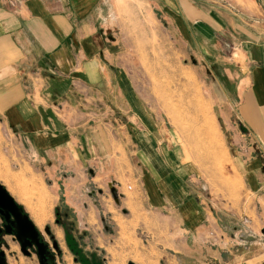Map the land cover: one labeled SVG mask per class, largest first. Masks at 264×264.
<instances>
[{
	"label": "crops",
	"instance_id": "crops-1",
	"mask_svg": "<svg viewBox=\"0 0 264 264\" xmlns=\"http://www.w3.org/2000/svg\"><path fill=\"white\" fill-rule=\"evenodd\" d=\"M147 1L211 66L209 91L228 155L245 190L264 195V0ZM110 15L107 0H0V126L10 142L0 143V154L11 172L17 164L49 181L53 194L62 186L69 204L84 190L76 175L113 146L123 156L113 178L119 201L123 183H132L145 207L168 208L190 229L199 227L187 202V164L165 143L160 119L121 78L113 96L120 106L108 108V68L120 55ZM4 145L14 146V155ZM29 169L19 174L22 186L34 178ZM35 195V221L23 207L29 218L56 224L46 200L52 205L54 196L45 189Z\"/></svg>",
	"mask_w": 264,
	"mask_h": 264
},
{
	"label": "rangeland",
	"instance_id": "rangeland-1",
	"mask_svg": "<svg viewBox=\"0 0 264 264\" xmlns=\"http://www.w3.org/2000/svg\"><path fill=\"white\" fill-rule=\"evenodd\" d=\"M151 6L147 0H107L110 34L118 39L120 53L108 68L107 105L109 109L120 106L113 96L121 78L125 88L132 89L141 104L160 119L161 131L168 139L165 143L187 164V202L192 203V212H197L200 226L190 229L168 208L145 207L132 183H123L120 191L124 195L116 205L108 186L117 190L113 178L121 171L123 156L113 146L107 157L91 160L76 175L84 190L80 197L72 195L78 200L72 197L69 204L59 195L62 186L53 194L50 182L40 180L35 171L13 164L11 168L19 171L11 172L1 154L4 170L0 167V183L31 217L30 211L37 208L31 196L39 189L52 194V205L48 197L47 206L58 213L68 236L83 250L94 251L105 264H264V195L245 190L228 155L216 123L215 99L210 96L211 66L205 65L189 42L184 45L179 35L165 28L160 13L156 10L154 17ZM235 53L234 59L239 60ZM4 141L10 144L0 126V143ZM5 148L14 155V146ZM24 169L34 178L25 175L22 186L19 174ZM25 188H29L27 194ZM48 222L45 226L60 247L57 264H76L60 225ZM43 226L37 225L50 243ZM14 250L18 260L9 257L10 264H36Z\"/></svg>",
	"mask_w": 264,
	"mask_h": 264
},
{
	"label": "flooded vegetation",
	"instance_id": "flooded-vegetation-1",
	"mask_svg": "<svg viewBox=\"0 0 264 264\" xmlns=\"http://www.w3.org/2000/svg\"><path fill=\"white\" fill-rule=\"evenodd\" d=\"M7 192V191H6ZM12 198V197H11ZM13 199V198H12ZM14 200V199H13ZM15 204L18 208L22 209V215H26L28 220L34 226L35 231L38 233L37 236L30 234L32 238L27 239L26 235L27 229L25 226L19 223L17 216L8 217L6 215L0 214V252L3 254L2 258L4 259L5 264H10L8 258L12 257L15 261L18 260V256L14 247L23 255L27 260H32L36 264H57V258L60 255L59 244L55 241V237L52 235L50 229L45 226L43 227L44 233L50 239V243L47 242L41 230L37 227V224H34L29 218L28 214L25 212L24 208L19 205L15 200ZM56 224L60 225L64 233V241L73 255V261L76 264H105L103 259L94 251H85L80 245L73 239L68 236V232L64 224H60L58 213H56ZM16 219V220H15ZM34 221V220H33ZM18 228L19 237L15 234V229Z\"/></svg>",
	"mask_w": 264,
	"mask_h": 264
},
{
	"label": "water",
	"instance_id": "water-1",
	"mask_svg": "<svg viewBox=\"0 0 264 264\" xmlns=\"http://www.w3.org/2000/svg\"><path fill=\"white\" fill-rule=\"evenodd\" d=\"M109 190L110 194L115 202L116 205L119 204V194L117 193L116 189L113 187V185L109 184ZM22 209L18 208V206L15 204L14 200L11 198V196L6 192L4 187L0 184V214L6 215L8 217L17 216L19 223L26 227L27 229V235L26 238L30 240L32 238L30 234H33L35 236L38 235V233L35 231L34 226L32 223L28 220V217L26 215H22ZM16 220V219H15ZM15 234L17 235V239L19 240V231L18 228L15 229ZM2 253L0 252V264H5L4 259L2 258ZM132 264V263H129Z\"/></svg>",
	"mask_w": 264,
	"mask_h": 264
}]
</instances>
